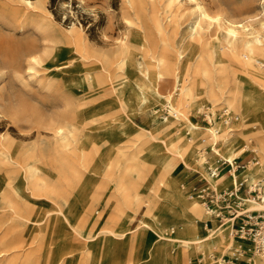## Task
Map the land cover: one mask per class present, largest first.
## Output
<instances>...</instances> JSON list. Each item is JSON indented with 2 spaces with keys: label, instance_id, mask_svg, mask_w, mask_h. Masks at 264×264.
<instances>
[{
  "label": "rangeland",
  "instance_id": "rangeland-1",
  "mask_svg": "<svg viewBox=\"0 0 264 264\" xmlns=\"http://www.w3.org/2000/svg\"><path fill=\"white\" fill-rule=\"evenodd\" d=\"M31 1L34 3L33 7L25 6L21 0H0V134L8 136L13 145L23 148L39 144L41 137L51 136L48 127L55 121L76 125L81 141H86L83 152L90 155V161L87 167L80 162V169H82L80 183L72 197L75 211L78 212L86 201L93 200L96 211L107 214L105 217L107 226H113L116 229L129 227L133 231L124 237L116 235L112 238H103V234L99 233L98 236L89 240L91 252L85 256L81 253L80 245H69L75 242L71 239L70 223L67 222L66 226L63 225L57 231L60 243L65 242L68 245L66 248L68 252L64 255L65 264H146L150 260L149 256H145L147 250L151 244L155 243L154 246H156L159 241L150 229L134 230L145 211V206L141 203L127 224L122 223L120 219L115 222L111 216L113 211L111 200L110 203L107 202L115 195V189L113 182L108 180L105 172L109 163L116 158L117 145L122 142L123 135L117 131L119 122L124 123L126 129L128 124L137 127L140 130L139 139L143 142L148 139L146 134L148 130H154L156 126L168 123L170 119H178L180 115H177L171 108L166 97L159 98L150 95L140 110L134 109L135 103L131 102L128 110L122 112L111 84L108 81L89 84L88 80L82 76L83 68L88 65H100L99 55L113 56L123 39H129L133 32H137L139 36L142 35L143 26L148 36L147 50L144 57L141 54L134 56V61L143 69L145 64L151 63L154 58L176 64L185 60L187 54L196 57L202 52L204 59H207L208 56L201 51V47L210 54L212 60L220 58L225 64L232 63L240 66L241 56L236 53L235 55L226 47H220L225 42L217 24H211L207 30H203L205 45L203 38L200 40L203 41L202 43L189 39L191 23L196 20L197 16L194 2L198 1L203 4L211 14L219 13L247 24L246 26L251 31L254 30L262 36V44H264V25L261 24L264 21V9H262L264 0H180L179 7H166L167 9H165L164 0H141V9L137 12L127 6L126 0ZM161 17L163 21L169 23L165 32L159 34L154 19ZM71 24L78 26L79 32L67 31L66 28ZM135 43L137 44L138 41ZM75 44L89 49L86 57L80 56L75 49ZM237 47L239 51L240 41ZM30 49L33 50L31 55L36 58L32 72L25 67V54ZM178 49L183 50L179 56L176 52ZM82 61H87V63L83 64ZM188 61L190 62L188 76L201 80L207 86L210 84L217 94L227 90L226 82L225 84L221 82L224 77L222 78L218 73L219 69H215L212 61L207 59L205 63L198 62V68L196 67L195 70L191 67L195 60L189 59ZM56 64H60L58 67L61 66V70H58ZM245 65L247 67L241 68L239 78L242 84L256 95L255 103L260 107L248 117L245 116L246 124L242 129L245 128L247 132H250L248 136L242 135L241 130L239 131L241 126H237L231 114L228 122L224 124L225 116L222 115L221 110L225 111V109H220L223 104H217L218 100L213 101L216 104L212 103L207 96H201L198 103L203 104L204 111L211 110L210 107L213 106V122H210V118L204 114L203 109L198 112L194 107H189L186 115L196 125L217 126L219 131L216 133L218 138L214 144L215 147L219 148L225 137L233 141V148L236 150L234 154H239L237 157L232 155V158H238L237 162L250 161L247 173L255 179L262 178L260 189L262 192L264 190V150L259 148L257 138L252 132L257 131L264 138V126L262 127L264 123L262 118H259V114L264 113V68L261 69L253 62ZM226 73L224 74L225 79L231 82L229 70ZM113 82L116 83V81ZM127 83L128 90L133 96L135 89L132 78H128ZM166 91H168L167 88L160 89L162 94L167 93ZM178 126L181 125L178 124ZM207 138L208 141L204 142L200 148V151H205V159L201 166L193 161L191 155L185 157L186 165L181 163L182 166H180L181 161L177 157L176 176L179 190L181 189L180 191L186 196L191 197L183 187L184 183L189 180H195L198 184L202 183L206 179L201 174L203 171L206 172V163H213L217 157L226 156L225 153L213 156L215 152L210 146L209 136ZM247 138L250 139L247 140ZM244 143H247L248 149L241 151ZM254 147L259 148L260 155L258 153L255 155ZM252 159L256 160L251 162ZM225 176L228 177L223 175L215 178L219 179V183L214 187L222 188L220 184L221 180L226 178ZM253 202L264 204L261 200L247 202L249 209ZM45 207L50 210L56 206L48 202ZM48 213L56 212L50 210ZM212 219L208 217V214H204L202 218L195 220L197 235L201 238L207 234ZM72 220L73 216L70 215L69 222ZM217 222L222 221L217 220ZM166 227L167 230L163 231V235L178 237L180 230L185 229V222L177 219L174 222H167L164 229ZM231 230L233 232L232 225ZM142 237L143 246L139 252L138 242ZM79 239L84 238L79 237ZM226 239L228 238L222 241ZM233 241L241 244L240 252H236L238 259L234 260L235 264H250L253 253L243 251V244L246 240L234 234ZM165 245L167 254L175 256L178 243L167 242ZM217 257L216 249L205 253L189 252L185 256V264H205L206 260L214 261ZM228 257H232V254Z\"/></svg>",
  "mask_w": 264,
  "mask_h": 264
},
{
  "label": "bare ground",
  "instance_id": "bare-ground-1",
  "mask_svg": "<svg viewBox=\"0 0 264 264\" xmlns=\"http://www.w3.org/2000/svg\"><path fill=\"white\" fill-rule=\"evenodd\" d=\"M21 1L27 7L34 6L31 0ZM126 3L133 11L137 12L141 9V0H126ZM164 4L165 9L181 5L180 0H164ZM194 7L197 16L196 20L191 23L189 39L202 43L203 41L200 40L203 38V30H207L211 24L215 23L225 42L220 47H226L232 53L242 57L240 66L232 63L225 64L220 58L212 60L210 54L201 47V51L208 56L207 59L212 61V65L215 69H219L218 73L222 78L224 77L221 82H226L227 90L217 94L210 84L207 86L201 80L187 75L190 67L189 59L195 60L194 65H191L193 70L198 68V62L207 61L202 56V52L196 57L187 54L185 60L176 64L154 58L151 63L145 64L144 69L140 67L134 61V56L141 54L144 57L147 50L148 36L144 26L142 35L139 36L137 32H133L129 39H123L113 56L99 55L100 65H88L83 68L82 76L88 80L89 84L91 82L100 84L104 81L111 84L122 112L128 110L131 102L135 103L134 109L140 110L150 95L159 98L166 97L171 108L177 115H180L178 119H170L168 123L160 124L154 130H148L146 133L148 139L143 142L139 139L140 130L137 127L128 124L127 129L130 130L127 131L124 123L119 122L117 131L123 135L122 142L117 145L116 158L109 163L105 172L108 180L113 182L115 189V195L107 201L110 203L111 200L113 210L111 216L115 222L120 219L122 223L127 224L140 204L143 203L145 206V211L134 230L150 229L159 241L156 246H154L155 243L151 244L147 250L145 256H149L150 260L146 264H185V256L189 252L205 253L213 249L218 251L217 259L206 260L205 264H235L234 260L238 257L236 252H240L241 247L240 242L233 241L232 219L229 218L220 220L221 223L211 218L207 234L203 238L197 235L195 220L202 218L204 214L210 217V213L206 211L201 202L186 196L180 191L181 189L179 190L176 176L177 161H181L180 166L186 165L184 159L191 155L193 161L201 166L205 159V151H200V148L204 142L208 141L207 136L215 152L213 156L225 153V158L229 161L232 160V155L238 156L239 153L234 154L236 150L233 148V141L228 137L223 139L220 149L214 146L218 138L216 133L219 131L216 125V127L196 125L189 120L186 112L189 107H194L198 112L202 109L204 111L203 104L198 103L201 96H207L212 103L218 100L217 104H223L220 109H225L227 114L223 120L224 124L228 122L231 114L237 126H241L239 131L241 130L242 135L248 136L250 132H247L245 128L242 129L246 124L245 116L248 117L260 107L255 103L256 95L242 84L239 74L241 68L250 62L261 69L264 68L263 38L239 20H233L219 13H209L206 7L198 1L194 2ZM262 9H264V4H262ZM154 22L159 34L165 32L169 23L163 21V17L154 19ZM261 24L264 25V21ZM66 30L79 32L78 26L74 24L69 25ZM203 40L205 45V39ZM136 41H138L137 44ZM239 41L241 48L238 51ZM75 49L81 57H86L89 53L88 48L78 44H75ZM32 52L33 50L30 49L25 54V67L31 72L34 71L33 63L36 61V58L31 55ZM176 52L179 56L183 50L178 49ZM82 62L87 63V61ZM58 70H61V66ZM228 70L231 74V82H228L229 79H225L224 76ZM128 78L133 80L135 89L133 96L128 90ZM113 81L116 83L114 84ZM161 88H167V93H160ZM210 109L205 112L211 122L213 106ZM259 118H262L264 123V113L259 114ZM48 129L51 131V136L41 137L39 144L23 148L13 145L8 136L0 134V264H65L64 255L68 252L66 251L68 245L65 242L60 243L57 231L58 228L68 223H70L72 233L71 239L75 242L68 244L70 246L80 245L81 253L85 256L91 252L89 240L98 236L99 233L103 234V238H112L116 235L124 237L133 231L129 227L116 229V227L107 226L105 221L107 214L96 211L93 200L86 201L78 212L75 211L72 197L80 183L82 173L80 162L87 167L90 161V155L83 152L86 141H81L77 126L73 123L55 121ZM252 134L256 136L259 148L264 150V138L257 131ZM259 148L254 147L255 155L257 153L260 155ZM246 149L248 145L244 143L241 151ZM199 151L201 156L198 157ZM177 157H179L178 160ZM201 174L213 186L219 183V179L211 177L205 171ZM236 183L235 176H230L226 181V185L232 187ZM260 193H262V199ZM258 194L259 197L256 200L264 202V190L262 192L259 190ZM252 201L255 200L246 202ZM48 202L56 206L50 209L56 213H48L50 210L45 207ZM251 209L264 210V204L253 202ZM70 215L73 216L72 222H69ZM177 219L185 222V231L180 230L178 237L163 235V231L167 230V227L164 229L166 223ZM79 237L84 239L81 240ZM226 237L228 239L222 241ZM167 242L178 243L175 256L167 254L165 245ZM142 246L143 237L138 242L139 252ZM243 249L246 253H253L250 264H264V248L249 251L247 243H244ZM230 252L232 257L227 258L231 255Z\"/></svg>",
  "mask_w": 264,
  "mask_h": 264
},
{
  "label": "built area",
  "instance_id": "built-area-1",
  "mask_svg": "<svg viewBox=\"0 0 264 264\" xmlns=\"http://www.w3.org/2000/svg\"><path fill=\"white\" fill-rule=\"evenodd\" d=\"M221 112L226 117V112L224 110ZM204 114L208 116L205 111ZM237 159L233 157L229 161V159L221 156L217 157L212 164L205 162V170L213 178H219L223 175L235 176L237 183L233 187L218 189L206 179L199 184L195 180H189L184 183L183 187L191 197L203 204L206 211L210 213L209 218L216 220L232 219L233 233L246 240L247 250L263 249L264 210L249 209L246 202L256 200L259 197L261 178L253 180L247 173L250 161L237 162ZM254 160L256 159H252L251 162ZM173 231L171 228V232Z\"/></svg>",
  "mask_w": 264,
  "mask_h": 264
},
{
  "label": "crops",
  "instance_id": "crops-1",
  "mask_svg": "<svg viewBox=\"0 0 264 264\" xmlns=\"http://www.w3.org/2000/svg\"><path fill=\"white\" fill-rule=\"evenodd\" d=\"M227 179H229V176L228 177H226ZM226 178H224V179H222L221 180V187L222 188H228V187H231L230 185H226V181H227V179Z\"/></svg>",
  "mask_w": 264,
  "mask_h": 264
}]
</instances>
